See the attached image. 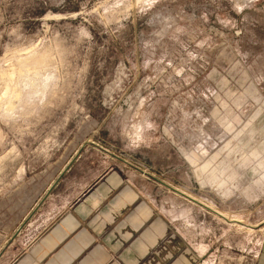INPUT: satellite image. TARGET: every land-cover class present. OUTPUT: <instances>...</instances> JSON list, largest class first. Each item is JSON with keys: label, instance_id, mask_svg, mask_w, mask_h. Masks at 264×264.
Returning a JSON list of instances; mask_svg holds the SVG:
<instances>
[{"label": "rangeland", "instance_id": "374dc122", "mask_svg": "<svg viewBox=\"0 0 264 264\" xmlns=\"http://www.w3.org/2000/svg\"><path fill=\"white\" fill-rule=\"evenodd\" d=\"M109 166L221 214L206 264L252 262L264 0H0V264L41 236L57 182Z\"/></svg>", "mask_w": 264, "mask_h": 264}, {"label": "crops", "instance_id": "0c3cea01", "mask_svg": "<svg viewBox=\"0 0 264 264\" xmlns=\"http://www.w3.org/2000/svg\"><path fill=\"white\" fill-rule=\"evenodd\" d=\"M122 168L57 182L39 210L41 236L8 264H206L221 247V214L187 195L158 197L156 183ZM250 264H264V227Z\"/></svg>", "mask_w": 264, "mask_h": 264}]
</instances>
